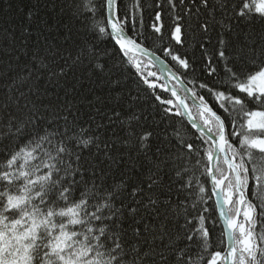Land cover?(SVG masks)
Here are the masks:
<instances>
[{"label": "snow or ice", "instance_id": "obj_1", "mask_svg": "<svg viewBox=\"0 0 264 264\" xmlns=\"http://www.w3.org/2000/svg\"><path fill=\"white\" fill-rule=\"evenodd\" d=\"M165 2L0 20V264H264V0Z\"/></svg>", "mask_w": 264, "mask_h": 264}, {"label": "trees", "instance_id": "obj_2", "mask_svg": "<svg viewBox=\"0 0 264 264\" xmlns=\"http://www.w3.org/2000/svg\"><path fill=\"white\" fill-rule=\"evenodd\" d=\"M144 6H145V15L144 20L145 24H150L151 20L150 17L153 13V8L151 7L153 4V0H143ZM161 2H165V0H161ZM125 3H128V0H125ZM28 4V0H0V20H6L11 18L13 21L16 22L17 25H19L20 19L22 17V13L19 11L20 8L24 7ZM169 13L167 11V5L165 2V13H164V23L165 25H170L172 21L169 19ZM193 47L191 44H189V47L182 48L180 51L182 53L186 52L189 54V56L193 53ZM159 54V53H158ZM196 57L199 59L200 52L196 51Z\"/></svg>", "mask_w": 264, "mask_h": 264}]
</instances>
